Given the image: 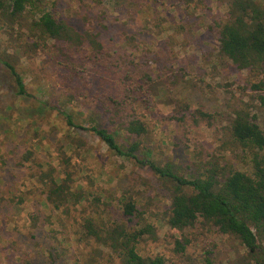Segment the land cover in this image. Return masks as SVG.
Returning a JSON list of instances; mask_svg holds the SVG:
<instances>
[{
    "label": "rangeland",
    "instance_id": "obj_1",
    "mask_svg": "<svg viewBox=\"0 0 264 264\" xmlns=\"http://www.w3.org/2000/svg\"><path fill=\"white\" fill-rule=\"evenodd\" d=\"M36 9L52 12L79 31L99 32L120 73L150 74L154 81L148 94L150 106L136 102L135 107L148 127L140 140L155 161L169 163L184 177L213 162L226 171L249 170L248 154L223 133V127L234 109L243 108L257 115L264 131V90L251 89L260 75L238 69L218 52L209 26L225 19L224 0H192L189 6L182 0H119L117 4L39 0ZM20 33L24 45L26 32L0 21V51L14 53L21 46ZM18 51L21 56L15 65L29 97L14 95L10 76L0 67V264H119L108 248L84 237L88 216L99 226L115 222L130 230L152 226L154 233L138 241L137 251L142 256L160 255L166 264L205 259L213 264L244 262L245 247L212 223L197 222L183 230L169 227L170 182L113 154L91 131L68 126L55 108H40L41 102L64 106L61 109L83 125L90 115L103 126L117 128V141L127 145L131 138L121 126L108 123L102 103L96 101L102 90L97 87L94 63L63 65L56 63L65 60L60 55L47 56L27 46ZM75 67L73 74L70 68ZM157 92L159 96H152ZM180 100L189 101L190 108L184 120L177 121L170 116L179 115L174 103ZM194 109L213 113L212 125L195 123ZM27 148L33 150L36 163L51 165L56 176L84 198L78 203L71 200L66 209H53L42 188L32 187L26 179L31 169H40L22 164ZM20 194L25 197L21 204L10 202ZM121 196L135 202L137 214L124 216ZM176 240L183 242L182 251L176 249Z\"/></svg>",
    "mask_w": 264,
    "mask_h": 264
},
{
    "label": "trees",
    "instance_id": "obj_2",
    "mask_svg": "<svg viewBox=\"0 0 264 264\" xmlns=\"http://www.w3.org/2000/svg\"><path fill=\"white\" fill-rule=\"evenodd\" d=\"M113 1L114 4L119 2ZM182 1L189 6L192 0ZM224 1L228 6L225 19L209 26L215 32L218 52L238 69L260 75V79L251 84L252 90L260 92L264 90V3L258 0ZM38 4L39 0H0V21L26 32V42L23 45L20 33L18 42L22 47L17 45L14 53L0 51V67L3 66L9 74L14 95L20 99L30 96L15 65L21 56L18 50L25 46L34 51L42 50L47 56L64 57V61H56L58 64L65 65L66 61L72 65L94 63L97 67V87L102 90L96 101L102 103L108 115V123L121 126V131L131 138L127 145L117 141V128L103 126L90 115L86 118V125H83L75 122L70 113L61 109L64 106L41 102L40 108H55L64 115L68 126L91 131L113 154L131 159L170 182L167 213L170 228L183 230L197 222L202 226L212 223L221 233L236 238L247 250L244 262L234 264H264V131L257 115L243 108L234 109L223 127V133L248 154V171L235 168L226 171L213 162L206 167L201 166L202 171L192 177L177 174L169 163L155 161L151 150L145 144L142 145L140 140L148 133V127L135 104L143 102L146 108L150 106L148 94H151L150 85L154 82L150 74L144 70L138 76L130 70L120 73V67L115 65L110 52L104 48L99 32L79 31L50 11H36ZM143 28L148 31L147 27ZM70 69L75 74L78 67ZM159 95V92L152 94L155 97ZM174 104L179 115H172L171 119L184 120V113L190 108L189 101L180 100ZM8 108L11 109V105ZM191 118L195 123L203 121L211 126L215 115L194 109ZM21 162L36 164L40 168L39 171L31 169L26 179L32 181V187L42 188L45 199L53 209H66L71 200L78 203L84 198L81 192H73L65 180L56 176L51 165L44 167L36 163L31 148L22 153ZM17 196L10 202L21 204L25 200L24 194H20L15 201ZM120 203L124 216L138 213L131 199L121 196ZM83 232L85 238H92L100 246L108 248L119 264H166L160 255L142 256L137 251L138 241L154 233L150 225L134 230L117 222L110 226H99L92 216H88L84 219ZM175 246L180 251L184 248L183 242L179 240H176ZM49 264L54 263L52 261ZM184 264L213 262L205 259Z\"/></svg>",
    "mask_w": 264,
    "mask_h": 264
}]
</instances>
